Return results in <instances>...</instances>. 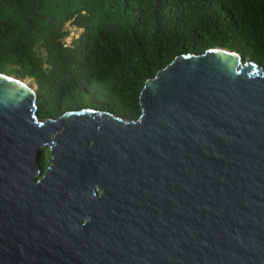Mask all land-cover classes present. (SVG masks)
Listing matches in <instances>:
<instances>
[{
	"label": "water",
	"instance_id": "obj_1",
	"mask_svg": "<svg viewBox=\"0 0 264 264\" xmlns=\"http://www.w3.org/2000/svg\"><path fill=\"white\" fill-rule=\"evenodd\" d=\"M0 72V264H264V67L215 47L141 114L38 113Z\"/></svg>",
	"mask_w": 264,
	"mask_h": 264
},
{
	"label": "trees",
	"instance_id": "obj_2",
	"mask_svg": "<svg viewBox=\"0 0 264 264\" xmlns=\"http://www.w3.org/2000/svg\"><path fill=\"white\" fill-rule=\"evenodd\" d=\"M209 44L264 64V0H0V72L34 78L54 119L85 104L136 119L146 81Z\"/></svg>",
	"mask_w": 264,
	"mask_h": 264
},
{
	"label": "rangeland",
	"instance_id": "obj_3",
	"mask_svg": "<svg viewBox=\"0 0 264 264\" xmlns=\"http://www.w3.org/2000/svg\"><path fill=\"white\" fill-rule=\"evenodd\" d=\"M65 30L69 32V35L64 39V42L66 43L67 46H71L72 42L74 40L78 39L80 37V35L82 34V32H83V29H78L76 26H73L71 21L65 24ZM215 47H218V46L209 44V45H207V48L205 49V51H207L209 49H212V48H215ZM242 57L246 61H252L249 57H244V56H242ZM258 65L264 67V64H259L258 63ZM15 69H16L15 66H9L8 70L5 73L8 74V75L15 76L17 78H22V79H25V80H29L28 83L35 84V85L37 84V82H36V80L34 78H31L29 76L23 77L19 72H16ZM88 105L89 104H85L84 108H82V109H88V108L96 109V108H93V107H89ZM96 110H102V109H98L97 108ZM105 111H108V110H105ZM48 118H50V117L49 116H42V119H48Z\"/></svg>",
	"mask_w": 264,
	"mask_h": 264
},
{
	"label": "bare ground",
	"instance_id": "obj_4",
	"mask_svg": "<svg viewBox=\"0 0 264 264\" xmlns=\"http://www.w3.org/2000/svg\"><path fill=\"white\" fill-rule=\"evenodd\" d=\"M25 81L28 83L29 80H25Z\"/></svg>",
	"mask_w": 264,
	"mask_h": 264
}]
</instances>
